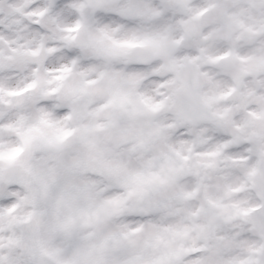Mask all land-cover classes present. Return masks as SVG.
I'll return each instance as SVG.
<instances>
[{
	"label": "snow or ice",
	"instance_id": "obj_1",
	"mask_svg": "<svg viewBox=\"0 0 264 264\" xmlns=\"http://www.w3.org/2000/svg\"><path fill=\"white\" fill-rule=\"evenodd\" d=\"M0 264H264V0H0Z\"/></svg>",
	"mask_w": 264,
	"mask_h": 264
}]
</instances>
